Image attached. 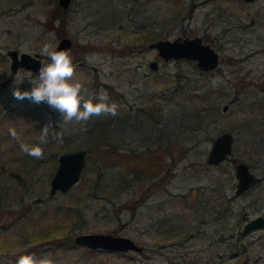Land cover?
<instances>
[{
    "label": "rangeland",
    "instance_id": "rangeland-1",
    "mask_svg": "<svg viewBox=\"0 0 264 264\" xmlns=\"http://www.w3.org/2000/svg\"><path fill=\"white\" fill-rule=\"evenodd\" d=\"M194 34L218 50L215 68L186 57L164 60L148 45ZM62 35L72 39L63 51L72 58L73 82L86 97L106 92L116 116L65 124L46 103L13 97L15 87L31 90L28 77L38 74L11 71L6 49L41 53ZM202 90L203 98L196 94ZM202 102L218 113L197 123ZM46 124L43 158L23 153L20 144H38ZM223 129L234 134L232 151L209 163L207 150ZM263 135L264 0H70L66 7L0 0V264H16L21 255L53 264H264V222L242 229L264 214ZM112 146L117 155L105 152ZM78 147L87 148L79 179L50 193L58 153ZM239 159L262 179L236 193ZM74 205L77 215L66 208ZM74 219L81 227L70 228L68 246H53L55 237L35 246L32 235L63 230ZM78 231L127 234L141 248L90 249L73 242Z\"/></svg>",
    "mask_w": 264,
    "mask_h": 264
},
{
    "label": "water",
    "instance_id": "water-1",
    "mask_svg": "<svg viewBox=\"0 0 264 264\" xmlns=\"http://www.w3.org/2000/svg\"><path fill=\"white\" fill-rule=\"evenodd\" d=\"M58 3L66 7L70 0H58ZM72 43L68 35H62L54 50H67ZM149 46L157 49L158 55L167 60L168 58H190L195 59L196 64L203 70L213 69L218 65V50L208 41H204L200 34L183 35L170 37H157L148 43ZM8 54L9 66L11 71H16L19 67H24L39 74L41 63H46L47 59L38 51L19 50L15 46L6 49ZM153 68L157 66V59L149 61ZM228 102H223L222 109H227ZM234 134L230 129H223L218 132L211 141L206 153V161L209 163H218L226 158L232 151ZM86 147L66 149L60 151L57 155V165L50 177L49 192L55 193L57 190H67L80 177L81 171L86 160ZM236 175L235 192L241 193L253 184L262 179V175L254 172L247 161L239 159L234 163ZM264 222V214H256L248 218L242 229H248ZM73 242L79 245H85L89 248H102L106 250L140 249L139 244L133 237L114 233L111 231H78L73 235Z\"/></svg>",
    "mask_w": 264,
    "mask_h": 264
},
{
    "label": "clouds",
    "instance_id": "clouds-1",
    "mask_svg": "<svg viewBox=\"0 0 264 264\" xmlns=\"http://www.w3.org/2000/svg\"><path fill=\"white\" fill-rule=\"evenodd\" d=\"M41 55L48 57V63H41L39 74L34 78L28 77L32 87L31 90H23L19 87L13 88V97L23 101L28 99L36 104L46 103L49 108L59 112L62 122H86L94 116L118 114L116 103H108L109 97L106 92L101 91L97 96L86 97L82 83L73 82L74 66L68 51H56L50 44H45L41 49ZM23 78L15 79L14 83L19 85ZM95 100V102H94ZM13 138H18L14 128L9 129ZM49 124H46L39 136L36 145L20 144L21 151L34 159H42L44 150L41 145L48 143ZM59 142L62 138L57 137ZM16 264H53L49 259H37L34 255H21Z\"/></svg>",
    "mask_w": 264,
    "mask_h": 264
},
{
    "label": "trees",
    "instance_id": "trees-1",
    "mask_svg": "<svg viewBox=\"0 0 264 264\" xmlns=\"http://www.w3.org/2000/svg\"><path fill=\"white\" fill-rule=\"evenodd\" d=\"M205 90H202V91H200V92H196V94H197V96L198 97H201V98H203L204 96H203V92H204ZM208 111H210V112H212L215 116H217V113H218V110H217V105H204L203 104V102L201 103V105H199V107H198V111H197V114H198V116L195 118V120H197V121H199V122H197V123H200V122H203L204 121V119H205V114H206V112H208ZM196 114V113H195ZM192 115H194V113L192 114ZM191 115V116H192ZM195 116V115H194ZM197 124H195V126H196ZM262 137H264V135L262 136ZM116 149L112 146V147H110V148H107V150H105V152L106 153H108L109 155H117V153H118V151H115ZM120 154L123 156V157H125L126 155H128V153H124V152H120ZM139 175H144V174H142L141 172H137ZM137 175V174H136ZM138 176V175H137ZM98 176L97 177H95V179H97V181L95 180V183L93 184V185H91V187H93L94 185V187H97L98 186ZM109 178L110 179H113V175L112 174H110L109 175ZM80 182H82V181H80ZM79 182V183H80ZM83 183V182H82ZM95 189V188H94ZM95 192V190H93V188L92 189H89L85 194H87V196H90V195H92L93 193ZM2 193H5V192H2ZM6 195H7V193H5ZM4 196V194H2V197ZM1 197V196H0ZM66 208H69L68 210L69 211H73L74 213L73 214H75L76 213V215L78 214V213H80V211H81V209L79 208V206H70V207H66ZM77 224V222H76V220L74 219L71 223H69L68 225L66 224L65 226H64V228H63V230H56L54 233L52 232V233H50L49 231L51 230V229H47V230H44V231H39L36 235H32V239L35 241V242H37L36 244H35V246H37L38 244H40V242L41 243H43L45 240H48V238L49 239H54V237L58 240L56 243H54V245L53 246H58V245H62V246H68V243L67 242H65V240H67V233L69 232V230H70V228H72V227H75V225ZM68 227V228H67ZM81 226L80 225H77L74 229H76V228H80ZM90 249H92V248H90ZM95 249V248H94Z\"/></svg>",
    "mask_w": 264,
    "mask_h": 264
},
{
    "label": "flooded vegetation",
    "instance_id": "flooded-vegetation-1",
    "mask_svg": "<svg viewBox=\"0 0 264 264\" xmlns=\"http://www.w3.org/2000/svg\"><path fill=\"white\" fill-rule=\"evenodd\" d=\"M47 59V58H46Z\"/></svg>",
    "mask_w": 264,
    "mask_h": 264
}]
</instances>
